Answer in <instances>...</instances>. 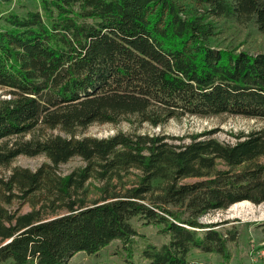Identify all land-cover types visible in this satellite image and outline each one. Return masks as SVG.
Returning <instances> with one entry per match:
<instances>
[{"label": "trees", "instance_id": "trees-1", "mask_svg": "<svg viewBox=\"0 0 264 264\" xmlns=\"http://www.w3.org/2000/svg\"><path fill=\"white\" fill-rule=\"evenodd\" d=\"M40 3L0 10V166L49 160L0 176V264H69L115 240L122 264H206L203 254L231 264L240 231L201 217L264 203V128L235 143L78 133L185 115L264 119V0ZM76 156L85 165L61 174ZM256 227L264 237V219Z\"/></svg>", "mask_w": 264, "mask_h": 264}, {"label": "rangeland", "instance_id": "rangeland-1", "mask_svg": "<svg viewBox=\"0 0 264 264\" xmlns=\"http://www.w3.org/2000/svg\"><path fill=\"white\" fill-rule=\"evenodd\" d=\"M40 7V0H0V10L9 9L23 13L28 9H40ZM262 45H264V40ZM6 90L7 89L0 87V96L8 97ZM261 128H264V119L229 114L211 117L185 115L181 117H173L159 126H152L149 123L139 124L137 122L129 121H122L119 124L95 123L89 126L87 129L82 131L80 130L78 136L108 137L119 131H138L151 134L165 133L171 136L188 137L193 134H206L211 132L212 137H215L222 142L235 143L237 141V135ZM53 133L66 135V133L60 129L53 130ZM189 140V138L186 139L187 142ZM46 161L49 160L45 155L33 157L20 155L12 162L10 168L0 166V176H8L11 173V168L15 166H22L36 170ZM83 165H85V162L80 157L76 156L67 163L60 165L59 172L61 174H68L73 169ZM194 180V178H188L185 179L184 182H192ZM16 205L17 202L15 201L13 207ZM30 209L31 207L28 203L21 206L22 212H27ZM263 219L264 203L260 205L249 203L239 206L235 209L229 208L226 210H215L201 217V221L203 222H225V226L227 228H234L240 231V236L237 242L230 245L233 257L235 250L237 249L238 251V255L235 258V264H254V259L253 261H250L252 257L251 253H253V251L256 252L257 250H252V252H250V250L255 246H258L261 242L262 245L259 247L261 248L260 251L264 250L263 234L261 230L256 227V222ZM138 227L142 232L152 237L156 243L168 241V238L158 236L154 226ZM120 244L121 243L119 240H115L110 246L103 249L98 255H89L85 252H78L73 257V259L70 260L69 264H122L119 257L115 254V252L119 249ZM244 247H247V249L243 250ZM244 252H248L246 253V256H244ZM201 258H203L206 264H224L223 259L217 254L202 255ZM244 260L246 262H244ZM2 264H12V262L11 260H8ZM259 264H264V259Z\"/></svg>", "mask_w": 264, "mask_h": 264}, {"label": "crops", "instance_id": "crops-1", "mask_svg": "<svg viewBox=\"0 0 264 264\" xmlns=\"http://www.w3.org/2000/svg\"><path fill=\"white\" fill-rule=\"evenodd\" d=\"M235 245H236V244H235ZM260 245H262V242H261L258 246H255L253 249H251L250 252H252V250H257L256 253L258 254L259 251L261 250V248H259ZM252 246H254V245H252ZM234 247H235V246H234ZM246 249H247V247H244L243 250H246ZM233 250H234V249H233ZM248 251H249V248H248ZM250 252H249V253H250ZM246 253H248V252H244V256H246ZM203 255H209V254H203ZM237 255H238V251H237V249H236L235 252H234V257H232L231 264H235V263H236L235 258L237 257ZM72 259H73V258H72ZM253 259H254V258L251 257L250 261H253ZM254 260H255V261H253L254 264H259V263H261V262L263 261V258H262V257H257V258H255ZM244 262H246V261L244 260ZM250 263H251V262H250Z\"/></svg>", "mask_w": 264, "mask_h": 264}, {"label": "bare ground", "instance_id": "bare-ground-1", "mask_svg": "<svg viewBox=\"0 0 264 264\" xmlns=\"http://www.w3.org/2000/svg\"><path fill=\"white\" fill-rule=\"evenodd\" d=\"M249 203L250 202H248V201L238 202V203L234 204L233 206H231L230 209H235V208H237L239 206H242V205H245V204H249Z\"/></svg>", "mask_w": 264, "mask_h": 264}, {"label": "built area", "instance_id": "built-area-1", "mask_svg": "<svg viewBox=\"0 0 264 264\" xmlns=\"http://www.w3.org/2000/svg\"><path fill=\"white\" fill-rule=\"evenodd\" d=\"M259 254H260V256L264 259V250L260 251L258 254H257L256 252H253V253H252V257H253L254 259L257 258V257H260Z\"/></svg>", "mask_w": 264, "mask_h": 264}]
</instances>
